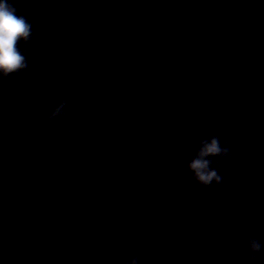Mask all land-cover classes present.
Instances as JSON below:
<instances>
[{
	"label": "clouds",
	"instance_id": "obj_1",
	"mask_svg": "<svg viewBox=\"0 0 264 264\" xmlns=\"http://www.w3.org/2000/svg\"><path fill=\"white\" fill-rule=\"evenodd\" d=\"M32 25L24 15L17 12L16 7L10 0H0V78L21 72L28 68L24 54L17 47L18 43L27 42L31 37ZM63 104L58 107L53 116L60 113ZM228 153V148H221L216 138L211 142H205L200 150L199 156L202 158L208 155ZM197 158L192 163L195 178L203 186H209L213 181L219 184L222 177L215 170L208 169V161ZM253 249H259V244L251 242Z\"/></svg>",
	"mask_w": 264,
	"mask_h": 264
}]
</instances>
